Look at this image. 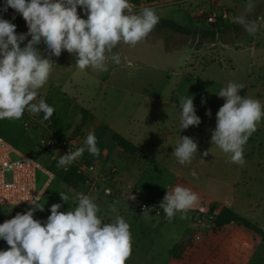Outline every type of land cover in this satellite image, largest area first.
Instances as JSON below:
<instances>
[{"label":"rangeland","instance_id":"rangeland-1","mask_svg":"<svg viewBox=\"0 0 264 264\" xmlns=\"http://www.w3.org/2000/svg\"><path fill=\"white\" fill-rule=\"evenodd\" d=\"M246 3L247 0H156L152 3L139 0L136 4L131 3L134 12L143 7L152 8L159 18L176 22L189 28L190 32L179 33L163 26V20L159 19L151 32L135 45L118 44L113 52L120 55L121 62L113 64L111 60L106 61L108 69L103 72L76 68L74 56L66 51H62L59 57H52L55 64L49 80L39 91L54 108V121L51 116L42 121V113L33 116L26 111L20 119L0 120V136L46 166L48 158L38 147L41 138L54 135L66 141L76 140L80 147L89 131L96 135L98 132L103 133L96 138L101 146L110 149L112 157L109 160L117 167L120 175L118 182L112 185L99 184L96 187V184L92 188L86 184L85 188L67 189L62 183L61 172H55L52 183L37 204L44 208L42 211H34V219L45 220L50 214V205L54 203H61L60 211L72 210L77 203L76 193H85L94 198L100 213L102 205L107 199H112L113 193L124 198H129L130 194L139 196L141 188L138 179L141 173H145L144 184L152 175H166L165 162L170 160L171 163L175 159L172 172L179 177L173 184L168 183V187L166 180L159 187L163 195L175 185L195 192L198 200L185 213L193 212L195 218L213 228L217 218L214 212L221 208L218 209L215 204L209 206L211 199H233L248 201L251 205V220L264 222V118L244 145L242 165L230 162L229 154L214 144L208 146V149L215 151V157L196 156L197 162L191 163L188 168H184V164H179L171 155L180 135L188 136L195 127L189 126L182 130L179 127V102L182 97L192 96L194 106H211L210 102L215 101L216 93L227 82L243 85L249 81L258 89V95L262 96L260 101L264 104V0H253L251 9L246 7ZM160 8L163 10L159 12ZM169 9L179 10L178 19ZM222 10L229 14L225 23L218 21L215 26L206 24V16H219ZM77 11L84 16L79 7ZM162 11L163 14H160ZM240 15L257 20L258 29L255 33L245 32L234 22V17ZM20 22L19 25L15 24L16 33L27 31L21 16ZM37 47L47 54L46 45L41 43ZM239 94L243 95V89ZM250 95L257 99L255 90H251ZM221 103H224L223 98L218 99V108L222 106ZM83 110L93 114L95 122L92 127H99V130L95 131L92 127L82 129L85 124L81 120ZM49 121L52 126H48ZM157 124L159 129L156 128ZM143 126L148 128L146 131L151 135L149 139L141 136ZM202 128L204 134L205 129L207 133L211 132L215 122L205 119ZM112 133L122 136L137 148V144H146V150L157 160H141L125 153L123 157L117 155L115 149L118 146L110 139ZM82 155L87 163H92L86 152ZM196 168L204 171L206 179L203 186L191 185L185 175L188 173L190 178V170ZM105 173L114 176L117 171L110 168ZM38 179L39 183L44 181L42 175ZM153 182L148 181V187ZM109 186H113L111 195L105 193ZM59 193L69 196L66 203L61 201ZM155 195L157 193L149 192V199H155ZM255 202H259L258 208ZM201 207L206 210L200 211ZM27 209L0 207V222Z\"/></svg>","mask_w":264,"mask_h":264},{"label":"clouds","instance_id":"clouds-1","mask_svg":"<svg viewBox=\"0 0 264 264\" xmlns=\"http://www.w3.org/2000/svg\"><path fill=\"white\" fill-rule=\"evenodd\" d=\"M78 7L84 16L78 14ZM246 7L251 9L253 0H247ZM9 8L23 18L26 32L16 33V25L3 18ZM158 21L154 9L143 7L134 12L130 0H0V120L20 119L26 111L33 116L42 113V121L53 114L54 108L39 91L49 80L55 64L52 57L66 51L74 56L76 68L106 71V61L121 62L120 55L113 52L118 44L135 45ZM234 22L249 34L258 29L257 20L243 15L234 17ZM41 43L47 54L38 49ZM243 87L229 81L220 88L217 96L224 103L216 112L210 141L229 154L230 162L241 165L244 145L264 118V104L241 96ZM205 114L211 116V111ZM178 115L181 130L201 123L190 95L180 99ZM85 151L99 153L92 131L80 147L58 156L57 167L66 168ZM197 151L193 138L180 135L171 155L183 165L191 163ZM207 155L208 151L201 153ZM190 174L197 175L194 170ZM59 196L65 203L69 199L65 193ZM38 198L33 197L29 204L35 205ZM75 199L72 210L60 211L61 203L50 205V214L43 221L33 218L34 211L44 208L36 205L0 223V239L9 246L0 250V264H126L131 254L130 225L119 214L112 222H102L99 206L88 194L76 193ZM197 200L195 192L175 185L166 190L159 208L171 219ZM111 211L117 212L115 208Z\"/></svg>","mask_w":264,"mask_h":264},{"label":"crops","instance_id":"crops-1","mask_svg":"<svg viewBox=\"0 0 264 264\" xmlns=\"http://www.w3.org/2000/svg\"><path fill=\"white\" fill-rule=\"evenodd\" d=\"M158 10L160 12V10L163 9L160 8ZM168 11H172L174 17L178 19L179 10L169 9ZM160 14H163V11ZM226 45H224V47H226ZM223 83L224 82L221 84L223 85ZM243 86L242 96L246 95L251 97V90H255V97L257 96V99L260 100L262 96L258 95L259 92L256 86L254 87L249 81H245ZM218 93L219 92L215 95V105H213L214 102H210L211 106H194L196 115L200 117L201 123L198 126H195L194 130H191L188 136L193 138L197 143L198 151L196 156H201L202 152L208 151L210 157H215V151L208 149V146L213 145L210 142L211 132L207 133V130L205 129L204 134L202 126L205 124V119H207V121L212 120L215 122L216 112L219 109L217 105L218 99H221V97L217 96ZM159 102L161 103V101ZM208 110L211 111V116L205 114ZM87 111L92 116V119L84 122L83 130L89 129L92 127V123L95 122L93 114L90 113L89 110ZM159 127V124H157L156 128L159 129ZM91 129L96 131L99 130V127L97 128L93 126ZM147 129L148 128H145L144 126L142 128L141 136L143 139H149L151 136L147 133ZM102 134L103 133L98 132L95 136L100 137ZM113 134L114 133L110 134L111 140ZM96 143L99 149L97 155H92L85 151L89 160L91 159L90 161H92V164L95 166L94 175L92 176L91 174L88 177L90 180L87 183L91 185L90 187L92 188L95 187L96 184V187H98L99 184L112 185L118 182V176L120 175L117 167L109 160L110 157H112L110 149L101 146L100 142H98V138H96ZM145 145L146 144H137L142 156H136L135 158L150 161L157 160L155 157L153 158V154L146 150ZM115 153L121 157H123L124 154L119 147L118 149H115ZM193 162H197L196 158H193L191 163ZM158 163L160 162L158 161ZM174 163H176L175 159H172L171 163L170 160L165 162V164H167L165 169L166 175H160V173L152 175V178L148 180L154 181L153 185L150 186L151 188L148 187V181H145V183L142 184L143 179L145 178V173H141L138 179L141 194L139 196L131 195L133 199H130V197L124 198L118 193H113L111 195L110 190L113 186H109V188L105 190V193L111 195L112 199H107L105 204L101 207L99 215L102 218V222H112L115 219V215L119 214L130 225L131 254L126 261V264H264V243L258 235L240 225L231 223L221 230L214 232L212 228L209 227L208 223L195 218L193 212L190 214L185 212L183 214L177 213L169 219L163 212H161V214H154L153 211L151 212V210H153L152 207H148L150 211L147 212H141L139 210L140 203L152 202L155 204V210L159 209L162 211V209L159 208V204L164 195L159 186H161L163 181L166 180L168 187V183L173 184L176 178L179 177L172 172ZM191 163L184 164V168H188ZM110 168H114V170L117 171V174L114 176L107 175L105 172ZM213 169L216 170L217 168L214 166ZM192 170L194 169H191L190 172ZM194 171L197 172L196 177L191 175L189 178L188 173H185L189 179L188 182L195 187L203 186L206 179L203 175L204 171L201 168H196ZM55 172H61L60 175H62V179L66 173L63 167H57V163L54 167L53 174H55ZM92 179H94V181H92ZM85 187L86 186L81 188ZM149 192L157 193L155 199H149ZM211 200L212 202L209 203V206L215 204L218 209L228 208L242 219L247 221L251 220V205L248 201H236L233 199ZM255 205H257L255 207L258 208L259 202H255ZM112 208H115L117 212L113 213L111 211ZM199 210L205 211L206 209L201 207ZM214 213L217 214V211ZM251 221L264 231V222ZM8 247L9 246L6 242L0 239V250H6Z\"/></svg>","mask_w":264,"mask_h":264},{"label":"built area","instance_id":"built-area-1","mask_svg":"<svg viewBox=\"0 0 264 264\" xmlns=\"http://www.w3.org/2000/svg\"><path fill=\"white\" fill-rule=\"evenodd\" d=\"M2 15L4 19L10 20L12 23L20 17L18 13L10 8ZM228 17V12L222 10L219 16L208 15L205 20L207 25L215 26L218 21L225 23ZM48 126H52L50 121ZM38 147L48 158L46 166L24 154L0 136V207L27 209L30 206H36L54 178L53 170L58 156L65 154L67 151H74L79 147V144L76 140L66 141L58 136L50 135L41 138ZM70 166L75 167L79 173L86 177H89L95 171V166L92 163H87L83 155L63 169L67 171ZM39 175L44 178L42 183H39ZM35 196L39 198L36 200L35 205H30L28 201H31ZM154 206L155 204L152 202H142L139 204V210L147 212L150 211L148 207H152L151 212L161 214V211L155 210Z\"/></svg>","mask_w":264,"mask_h":264},{"label":"trees","instance_id":"trees-1","mask_svg":"<svg viewBox=\"0 0 264 264\" xmlns=\"http://www.w3.org/2000/svg\"><path fill=\"white\" fill-rule=\"evenodd\" d=\"M145 1L152 3V2H155L156 0H145ZM138 2H139V0H130V3H132V4H136ZM161 22H162L163 26L168 27V28H172L175 31H178L179 33L190 32L189 28L184 27L182 25H179L176 22L165 21V20H163ZM14 24H17V25L21 24L20 17H19V19H17L14 22ZM50 118H51V120L54 121V114L51 115ZM88 119H92V116L85 110L81 111V120L83 122H85ZM112 141L125 154L132 156V157L142 156V153L139 151V149L135 145H133L130 141L123 138L122 136L114 133L112 135ZM89 180L90 179L88 177L79 173L75 167L70 166L67 169V171H66V173L62 179V183L64 184V186L67 189H75L78 187L86 186V184H87V182H89ZM215 211H217V210H215ZM216 216H217V218H216L215 223H214L213 228H212V230L214 232H217V231L221 230L222 228H224L225 226H228L229 224L234 223V224L240 225L243 228H245V229L255 233L256 235H258L260 237L261 241L264 243V231L261 228L257 227L255 224L250 223L249 221L242 219L241 217H239L237 214H235L230 209L221 208L217 212ZM173 253H174V250H173Z\"/></svg>","mask_w":264,"mask_h":264}]
</instances>
